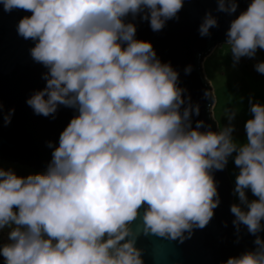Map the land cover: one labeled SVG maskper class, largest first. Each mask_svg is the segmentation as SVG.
<instances>
[{
  "label": "clouds",
  "instance_id": "9594fccd",
  "mask_svg": "<svg viewBox=\"0 0 264 264\" xmlns=\"http://www.w3.org/2000/svg\"><path fill=\"white\" fill-rule=\"evenodd\" d=\"M217 3L229 15L239 6L238 0ZM0 4L8 12L31 13L17 32L35 42L31 56L47 69L46 86L26 103L45 117L60 106L77 113L58 146L49 142L52 158L43 172L22 176L0 165L3 264H142L128 238L140 210L145 230L161 236L176 239L204 228L220 203L214 172L230 158L238 170L233 224L256 238L253 250L225 264H264V237L258 235L264 232V103L249 97L243 141L234 136L235 112L215 131L202 120L193 126L199 105L184 95L178 71L159 59L150 41L136 38L135 23L126 22L140 16L160 31L178 19L184 0ZM216 26L208 12L199 33L209 36ZM224 44L233 66L264 50V0H250L231 20ZM253 67L264 75V60Z\"/></svg>",
  "mask_w": 264,
  "mask_h": 264
},
{
  "label": "water",
  "instance_id": "95a60500",
  "mask_svg": "<svg viewBox=\"0 0 264 264\" xmlns=\"http://www.w3.org/2000/svg\"><path fill=\"white\" fill-rule=\"evenodd\" d=\"M250 0H238L236 13L218 11L217 0H184L178 19L166 22L160 31H153L148 21L129 15L126 22L136 24V38L150 41L162 62L170 63L179 73V86L185 89L193 105H199V115H193V126L202 120L205 127L217 130L208 109L212 90L205 81L201 60L205 53L224 43L230 22L248 7ZM216 17L218 26L210 35L202 37L199 26L206 13ZM30 12L14 9L5 11L0 4V160L27 164L35 169L47 167L52 158V142L58 146L60 133L76 115L73 108L60 106L54 115H37L26 103L34 92L46 86L43 78L47 69L33 60L30 49L34 41L26 40L17 32V25ZM264 52V50H260ZM191 66V72L185 69ZM208 93V95H206ZM11 110L10 123L4 117ZM220 203L214 216L204 228L193 227L180 238L172 239L145 230L142 208L131 222L134 246L140 251L142 264H225L228 258L253 250L255 236L247 228L233 224L231 187L225 169L215 171ZM264 237V232L259 233Z\"/></svg>",
  "mask_w": 264,
  "mask_h": 264
},
{
  "label": "rangeland",
  "instance_id": "374dc122",
  "mask_svg": "<svg viewBox=\"0 0 264 264\" xmlns=\"http://www.w3.org/2000/svg\"><path fill=\"white\" fill-rule=\"evenodd\" d=\"M264 60V52L258 50L254 59L242 58L240 63L233 66L229 46L221 43L205 53L201 60V67L205 81L212 90V103L208 113L216 124V127L223 128L227 123V116L230 112L236 113L234 121L236 132L234 136L243 141L245 139L244 123L250 118L248 111V100L254 96L257 101L264 103V75L257 73L254 64ZM0 165L5 169L12 168L17 174L26 176L30 173L43 172V169H35L27 164L12 163L0 160ZM237 169L230 158L225 167L226 176L231 187L232 204L238 202L234 194L235 175ZM249 199H254L251 192ZM6 238V230L0 233V242ZM0 264H3L0 258Z\"/></svg>",
  "mask_w": 264,
  "mask_h": 264
},
{
  "label": "trees",
  "instance_id": "16d2710c",
  "mask_svg": "<svg viewBox=\"0 0 264 264\" xmlns=\"http://www.w3.org/2000/svg\"><path fill=\"white\" fill-rule=\"evenodd\" d=\"M215 124V123H214Z\"/></svg>",
  "mask_w": 264,
  "mask_h": 264
}]
</instances>
